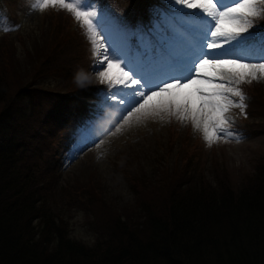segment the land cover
Here are the masks:
<instances>
[{
    "label": "trees",
    "instance_id": "1",
    "mask_svg": "<svg viewBox=\"0 0 264 264\" xmlns=\"http://www.w3.org/2000/svg\"><path fill=\"white\" fill-rule=\"evenodd\" d=\"M100 4L131 24L138 61L145 52L140 39L153 41L141 23L157 38L161 10L179 8L172 0ZM47 16L39 36L0 37V264H264V154L237 183L218 169L208 179L198 168L200 145L183 137L170 167L148 174L120 166L133 196L120 206L96 183L57 185L78 128L99 119L103 102H117L85 89L78 78L65 89L42 84L73 74L90 49L70 30L69 12L58 8ZM248 33L249 49L261 48L264 16ZM241 88L248 100L237 126L264 132V82ZM73 208L92 224V242L70 235Z\"/></svg>",
    "mask_w": 264,
    "mask_h": 264
},
{
    "label": "snow or ice",
    "instance_id": "2",
    "mask_svg": "<svg viewBox=\"0 0 264 264\" xmlns=\"http://www.w3.org/2000/svg\"><path fill=\"white\" fill-rule=\"evenodd\" d=\"M172 3L180 6L177 14L182 19L173 22L166 17L155 42L142 37L144 59L135 68L120 49L108 42L99 27L97 11L86 0H32L31 9L44 11L52 7L71 13L86 28L93 54L102 66L98 72L100 83L129 90L126 96L119 92L111 95L127 105L116 132L124 125L150 118L175 117L181 122L191 121L209 145L228 142L225 137H234V133L229 131L227 114L232 108L243 112L246 107L241 85L264 80V44L258 56L260 62H250L252 58L242 52L251 36L242 34L249 32L254 19L264 16V0Z\"/></svg>",
    "mask_w": 264,
    "mask_h": 264
},
{
    "label": "rangeland",
    "instance_id": "3",
    "mask_svg": "<svg viewBox=\"0 0 264 264\" xmlns=\"http://www.w3.org/2000/svg\"><path fill=\"white\" fill-rule=\"evenodd\" d=\"M31 2L32 0H0V36L6 34L13 37L17 32L24 36L28 33L31 36L41 34L48 21L47 14L58 8L32 10ZM86 2L97 11L99 27L108 42L113 48L120 49L130 66L135 68L138 62H133L129 53L128 31L122 21L123 18L113 13L109 6L100 4L101 0H86ZM176 7L180 8V6ZM177 17L179 20L182 19L179 15ZM70 23V30L79 31L84 43L88 44L90 49L86 50V57L78 62V70L73 74L65 77L51 76L44 79L42 84L50 88L65 89L73 83L72 79L78 78L83 81L85 89H92L94 93L106 96L107 99H112L111 95L114 92L126 96L128 89H123L122 86L113 88L108 84L100 83L98 72L103 69L93 54V46L87 38L86 28L76 21L71 13ZM193 34L195 35V32ZM242 35L249 37V33ZM242 52L252 58L250 62H260L258 60L260 53L256 52L252 55L247 51L244 52L243 48ZM260 81L264 82V80ZM102 85H108V88L104 90ZM233 99L238 100L235 97ZM247 100L246 96L245 102ZM126 107V104L119 103L116 108L114 107L115 112L107 116L106 121H98L96 124L79 129L74 146L58 166V186L77 182L84 187L93 182L101 188L103 196L108 201L120 206L130 202L133 197L121 177L120 166L135 168L139 172L144 171L148 174H151L156 166L170 167L176 159L174 156L183 137L189 144L197 142L200 145L199 160L195 159V161L199 162L198 168L201 174L208 179H212L213 171L218 169V171H226L231 180L237 183L246 172L250 173L254 170L256 160L264 154V132L251 134L250 131L238 127L237 123L242 113L238 108H232L227 114L230 118L229 131L234 133V137H225L228 142L221 140L209 145L204 141L202 132L194 129L191 121L181 122L175 117H166L164 120L158 117L150 118L138 124L124 125L119 132H116V126L122 124L121 116L126 114L124 112ZM159 173L157 172L158 176ZM75 208L69 212L70 235L76 239L92 242L93 226L85 212Z\"/></svg>",
    "mask_w": 264,
    "mask_h": 264
}]
</instances>
